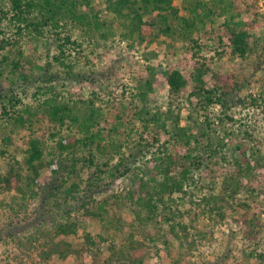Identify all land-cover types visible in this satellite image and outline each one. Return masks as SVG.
Returning a JSON list of instances; mask_svg holds the SVG:
<instances>
[{"label": "trees", "instance_id": "1", "mask_svg": "<svg viewBox=\"0 0 264 264\" xmlns=\"http://www.w3.org/2000/svg\"><path fill=\"white\" fill-rule=\"evenodd\" d=\"M181 1L0 0V205L15 210L41 194H58L65 212L81 206L97 223L93 232L79 218L51 216L43 201L46 226L23 236L15 224L7 229L19 252L6 264H68L71 258L75 264H150V251L162 249L169 264H195L184 258L209 235L199 226L201 215L223 219L239 194L247 197L244 235L255 238L254 208L264 209V151L246 143L256 124L249 129L240 121L234 128L243 119L234 107L264 115V85L252 92V76L217 71L204 54L215 46L207 44L208 34L216 33L234 55L250 57L259 49L249 41L255 21L242 14L244 0ZM27 35L44 47V65L25 51ZM115 36L143 45L148 60L119 93L115 63L124 55L108 68H80L83 58L91 61V46ZM162 36L185 41L184 69L150 62L159 54L150 45ZM168 48L176 49L172 42ZM72 81L89 82L90 95L70 87ZM32 86L34 104L22 97ZM107 177L123 178V190L98 199ZM205 188L209 195L199 198Z\"/></svg>", "mask_w": 264, "mask_h": 264}, {"label": "rangeland", "instance_id": "2", "mask_svg": "<svg viewBox=\"0 0 264 264\" xmlns=\"http://www.w3.org/2000/svg\"><path fill=\"white\" fill-rule=\"evenodd\" d=\"M176 3L180 6L182 5L181 0H176ZM242 5L243 15L247 19H254V27L249 29L250 37L249 41L254 46H257L259 49L254 51L252 55L248 58H243L232 53V48L230 45H226L228 42L219 44L218 36L214 33L212 36L208 34L207 44L214 46V49L207 48L204 50V54L210 58L212 67L221 72L235 71L242 72L248 76H252L251 81L252 92H259L261 85H264V58L263 47L264 46V0H244L240 1ZM183 9V8H182ZM183 12H186L183 10ZM257 13V14H255ZM210 29V28H209ZM213 33V32H212ZM172 42L176 49L169 50L168 44ZM38 41L29 39V35L25 36L24 39V49L25 51L31 52L36 56L37 62L40 65H44L46 62L44 47L39 45L38 51H34V46ZM184 40L171 39L165 37H155V42L151 44V48L157 50L159 53L156 58H153L150 62L152 63H162L164 66L167 64H174L181 69H184V65H188V60L181 59ZM94 49V53L90 54L91 61L83 58L80 61V68L83 70H91L94 66L95 70H100L102 68H108L112 65V62L117 59L120 55H124L126 58L123 61L115 63L116 75L120 79L118 82V93L120 92L121 86H130L133 83V74L136 73L141 67L148 63V60L145 57V47L140 44L133 46L129 45L127 40H123L121 36H115L108 40L106 43L98 45L96 47L91 46ZM146 66V65H145ZM186 67V66H185ZM189 67V66H187ZM10 82L4 81V85H9ZM89 82H84L81 85H77L75 82H69L70 87L76 89L80 86L84 90V96L90 95L91 87ZM124 84V85H123ZM212 84V82L210 83ZM261 84V85H260ZM67 89V87H64ZM76 89V90H78ZM22 90H17L18 94L22 93ZM34 91V86L30 87L27 92H23L22 97L26 103L34 104V99L31 97L32 92ZM166 87L164 85L163 89L160 91V94H166ZM247 90H243L244 94ZM159 95V93H158ZM161 96V95H159ZM161 98V97H160ZM214 112L218 113L220 111L219 106L213 108ZM236 110L237 118H243L235 122L234 128H238L239 122H246L244 125L249 128H252V124H256V132L254 133L255 137L252 140L246 139L247 145H255L257 148H261L264 151V115L253 112L252 110L242 109L241 107H234ZM1 115V108H0ZM247 115V116H246ZM249 116V118H248ZM1 118V117H0ZM247 120V121H246ZM229 126V121L226 122ZM244 128V126H242ZM224 132L223 129H221ZM253 135V136H254ZM257 135V136H256ZM242 138V136L233 139L237 141ZM232 136L226 137V141L230 142ZM234 143L232 144V146ZM240 153V151H237ZM116 160V159H115ZM51 172H48L46 175V180L50 178ZM88 172L84 173L85 179L87 178ZM104 181L100 183V189L98 194H95V197L101 199L108 192H117L118 190H123L125 181L123 178H117L116 180H111L110 177L103 179ZM221 189V184H217L213 193H217ZM206 195H209V190L205 188L202 192L198 193L199 198ZM7 202L11 201V195H2ZM234 207L230 210L228 209L226 216L223 219H217V221H208L201 215L200 228L209 231V235L205 237H199L195 244L191 247V253L187 254L184 259L195 264H206V263H215V264H264V209L263 212H260L258 208H254V211L257 212L259 226L256 227L258 230L254 239H247L244 235L245 230L247 229L248 224L245 221V210L242 207V203L247 198L244 194H239L234 197ZM262 198V197H261ZM33 203H29L28 206H17L15 210H10L9 208H4L0 205V264H6L10 260H13L16 252H19L16 247L15 241L8 237L7 229L10 227V224H15V233L19 236L30 234L35 230L37 225L41 227L50 221V217L47 218L40 216L41 210L43 211V201H48L49 205H46L47 209L52 208L50 212L51 216H59L67 218H79L82 221H86L88 229L95 232L97 230V223L94 218L88 217L83 214V207H71L68 212L63 210L64 206L62 205V199L60 195L56 196H47L42 194L36 198H31ZM258 201H261L259 199ZM206 207L208 205L206 202ZM232 210V211H231ZM249 212L250 217L253 216ZM69 213V214H68ZM44 214V212H43ZM46 215V214H45ZM252 215V216H251ZM69 216V217H66ZM41 221L40 223H38ZM205 222V223H203ZM209 222V223H208ZM38 223V224H37ZM262 227V228H261ZM173 252L171 253L174 257L177 255V246L174 245L172 248ZM246 252H251V256L247 257ZM263 254V259L259 254ZM151 257L149 258L150 264H169L170 256L165 249H162L160 253H155V250L150 251ZM51 264H59V262L54 261ZM68 264H75L74 258H71Z\"/></svg>", "mask_w": 264, "mask_h": 264}]
</instances>
